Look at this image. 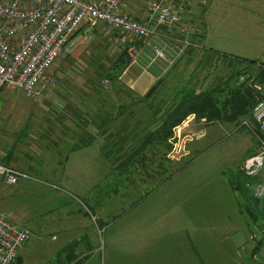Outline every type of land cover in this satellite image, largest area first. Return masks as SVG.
Returning a JSON list of instances; mask_svg holds the SVG:
<instances>
[{"label":"rangeland","instance_id":"374dc122","mask_svg":"<svg viewBox=\"0 0 264 264\" xmlns=\"http://www.w3.org/2000/svg\"><path fill=\"white\" fill-rule=\"evenodd\" d=\"M150 1H123L121 12L138 19L145 15ZM186 5L182 23L195 25L194 32L183 34L179 27H156L155 32L168 29L175 36L161 42L145 39L166 55L168 46L181 47L191 43L194 33L199 36L189 55L184 53L192 43L173 59L167 76L159 79L162 87L187 86L202 91L239 69L257 72L264 63V0H190ZM101 27L105 32L114 30L100 23L95 30ZM100 40L95 39L93 48L106 44ZM115 56L111 51V58ZM66 60L63 52L55 63L56 82L50 91L56 96L50 103L38 106L22 92L7 87L2 90L19 98H11L15 101L10 113L5 109L0 117V157L13 151V166L32 175L16 186L0 182V213L29 232L18 252L22 263L16 260L13 264H50L58 250L84 237L99 247L91 264H257L264 254V226L246 218L239 205L244 203H239L229 184V172L234 173L247 158L262 151L254 121L245 118L237 123L209 124L206 119L189 116L174 129L168 160L162 157L165 149L150 151L153 161H148L147 168L137 163L126 175H111L115 158L109 154L112 143L106 142V148L99 139L73 152L65 143L62 148L69 160L62 165L63 157L57 155L60 149L54 147V153L53 145L65 141V112L77 116L75 111L80 109L76 104H84L75 102L76 110H69L73 104L67 101L84 96L83 87L99 96L96 87L75 84L85 71H77L74 63L76 69H70V64L65 71ZM88 65L105 74L100 67ZM112 90L111 86L105 91L111 95ZM123 104L125 109L129 106L128 101ZM154 105L145 101L128 107L124 111L130 120L121 123L127 127L120 132V139L111 135L113 130L103 136L129 152L139 135L157 128L151 113ZM109 114L106 111L103 117ZM244 121L249 125H243ZM164 165L168 166L166 172ZM105 198L108 200L99 208V201ZM260 200L264 206V195ZM88 207L95 217L85 216V212L91 215ZM96 220L105 225L100 227ZM258 244L261 248L254 256Z\"/></svg>","mask_w":264,"mask_h":264},{"label":"built area","instance_id":"2783aa9c","mask_svg":"<svg viewBox=\"0 0 264 264\" xmlns=\"http://www.w3.org/2000/svg\"><path fill=\"white\" fill-rule=\"evenodd\" d=\"M0 0V87L22 92L31 100L42 98L55 84L54 66L69 46L71 38L84 23L105 24L118 31L122 45L131 36L150 39L156 27H179L181 33L196 30L195 25L182 23L190 0H151L144 19L139 20L121 12L124 0ZM151 24L155 25L153 29ZM191 43L176 46L183 52ZM156 56L164 58L156 49ZM106 87L110 81L105 80ZM254 133L262 151L243 165L249 176H261L255 193L264 195V98L252 110ZM243 125H249L246 121ZM258 126V131L255 126ZM22 178H29L14 167L0 164V181L16 186ZM29 239L28 230L12 223L8 215L0 213V264H13L19 250ZM258 264H264V260Z\"/></svg>","mask_w":264,"mask_h":264},{"label":"trees","instance_id":"16d2710c","mask_svg":"<svg viewBox=\"0 0 264 264\" xmlns=\"http://www.w3.org/2000/svg\"><path fill=\"white\" fill-rule=\"evenodd\" d=\"M86 25L92 29H95L97 26V24L93 26H90V24ZM198 37V34L195 33L191 36L190 42L193 46L188 48L187 52L184 53V56L187 54L189 55L190 52L195 48V45L198 44ZM136 43V38H134L131 43H127L121 50V53L118 55L115 62H113V64L110 66L111 69L108 71L104 70L105 74L107 75V80L114 84V88L118 86L120 82V76L129 65V48ZM223 57L225 56L223 55ZM162 83L163 81L159 85L154 86L152 92L147 93L144 97H141L137 100V103H143L146 101L147 104L153 101V104L155 105L152 106L153 108H150H152L151 113L154 114V123L158 125L157 128L153 129L146 135H139L138 138L135 139L137 143L135 146L130 148L129 152L127 153L121 151L123 147H119L117 144L112 146L110 149V155L115 157L114 155L118 152H120L121 155L114 158V166L112 167L111 175H114L116 172H119V175H121V173L125 175L130 174L131 171L136 168L137 163H140L139 166H141L142 169H146L148 161H153L149 156V152L153 150L161 152L163 149H165L163 151L162 157L164 161L168 160L167 154L172 148L170 141L174 136V129L180 126L189 116H195L196 120L198 121L206 119L209 124L223 122L237 123L245 118L252 119L251 114L253 108L259 100L264 98V64H260L258 66V70L255 74L248 71L247 68L239 69L232 73L228 79L221 81L219 80L212 87L202 91H197L195 88L187 86L183 89H171L170 87L165 89V86L162 87ZM2 88L3 87H1V89ZM106 89L108 88H106L104 85L95 88L96 94H98L103 100L102 102H97V106H100V113L98 111V113L95 115L85 114L82 110L88 118L86 119L84 114L81 119L78 118L79 124H77L78 129L75 130V135H81L83 131L86 133H84V135L81 137V144L69 143L68 146L70 152L79 150L92 144L94 138L90 134L92 132L91 130L93 124L96 120L99 119L102 121L103 128L110 125L111 119L115 120V117L113 118V116L106 115L103 117L102 115V112L104 113L105 110L108 111V108H110V104L107 101L109 92L105 91ZM131 92V90L128 91V93ZM166 93L169 94L168 98ZM159 95L162 96L161 99L156 100L155 98H157ZM126 109L124 107L123 109L121 108L122 111ZM122 111H120V113H122ZM141 120L143 119H139V121ZM144 123L146 124V122ZM144 123L143 125H145ZM255 127L258 131V126L256 125ZM258 133L262 138H264V135H262L259 131ZM64 145L65 142L62 144L58 143L53 145L54 153H56L54 147L60 149L58 151L59 154H56L63 157V161L60 162L62 165H65V147L62 148ZM108 146L109 144H105L106 148H108ZM254 156L256 155H252L249 158ZM15 161L16 157L13 151H10L7 153V155L0 157L1 165L18 169L17 167L13 166ZM160 162L159 166H161ZM163 169L166 172L168 166L165 167L164 165ZM18 170L21 171L20 169ZM21 172L29 178H22L20 182L22 180L31 179L32 175L23 171ZM229 173V184L231 190L236 198L239 199V203L240 201H243L244 205H239L241 209H243V213L245 214L246 218L248 217V220L251 219L256 226H264V223L262 225V222H264V206L261 203L260 197L255 193V187L262 182V177L247 175L243 170V166L238 168L234 173ZM149 177H151V175H149ZM117 194H119V192L116 190L115 195ZM107 200L108 198L99 201V208L105 204V202H101ZM88 209L91 211V215L88 212H85V216L95 217L96 213L91 210V208L88 207ZM97 223L100 227L105 225V223L102 221L100 223L97 221ZM253 239L255 240V238ZM260 248L261 246L258 244L254 249L253 254H257ZM98 249L99 247L94 245L88 237L73 240L58 250L50 264H91L95 254L99 253ZM16 260L17 263H22L20 256H17Z\"/></svg>","mask_w":264,"mask_h":264},{"label":"crops","instance_id":"0c3cea01","mask_svg":"<svg viewBox=\"0 0 264 264\" xmlns=\"http://www.w3.org/2000/svg\"><path fill=\"white\" fill-rule=\"evenodd\" d=\"M128 1L136 2L138 0H124L125 4L128 3ZM138 19L139 20L144 19V15H140ZM153 28H155V26ZM95 29L93 31L92 28L87 27L86 23L82 24L79 30L76 32V34L71 38L69 46L65 51V54L68 58V60L65 61V71L68 70L69 67H67V65L70 64H72L70 66V69L75 68L74 66L75 64L78 67L77 69L75 68L77 71L79 70L85 71L84 75L78 76L77 82H75L77 86H81L84 84L85 86L89 85L91 87H96V88L103 85L105 86L104 81L107 79L106 78L107 75L100 73L98 67H100V69L103 71L104 70L108 71L109 69H111L110 66L113 64V62H115L118 55H120L121 50L124 48V46L118 40V34L115 30H111V31L106 30L105 32L104 30L106 28L103 27H101V29H98L99 31ZM81 32L83 33L79 36ZM171 36L172 37L175 36L174 33L169 31L168 29H165L164 31L159 30L158 32H155V35L152 36V38H155V40L161 42L164 41V39L166 38L170 41ZM95 39H99V40L102 39V41H105L106 44L98 45L95 48H93V45L91 44L95 42ZM129 42L131 43L130 40ZM136 42H137L136 44L130 46L129 48V54H130L129 65L120 76V80H119L120 82L118 86L114 88L115 87L114 84L110 82V87L113 86L112 87L113 90H112V94L109 95V97H107V101L110 104V108H108L109 109L108 111H110L109 116L113 115V118L115 117V120L111 119L110 125L103 128L102 121L98 119L93 124L91 130L92 132L90 131L91 132L90 135L95 140L99 139L102 143L104 142V146L105 144H108L106 142L112 143V146L116 145L113 144V142H111L113 140L107 141L106 140L107 138L104 137L108 133L107 131L113 130L111 135L115 134V136L119 138L118 136L121 135L120 132L124 131L125 127H127V125L121 123L126 122L128 119L130 120V115L127 112L130 106L135 107V103L138 102L137 100L140 99L141 97H144L150 91L151 87L156 85L159 79L162 78L164 73L173 63V59L178 55L174 47L168 46L169 47L167 50L168 54H166L164 58H159L156 56V52H155L156 49L153 46V44L148 45L149 43L148 40H144L142 38H136ZM111 51L112 53H114V55H116L115 57L111 58ZM97 62L98 64H96ZM88 63H91V65L94 64L95 67H97L98 69L93 71L92 69L89 68L91 66H89ZM82 89L83 91L86 92L85 94H82L84 96L81 95H76L74 97L72 96V98H70L67 101V104L70 103L73 104V105L70 104V106L68 107L69 110H76L75 109L76 105L77 108L80 109V111L78 110L75 111L77 113V116H72L69 111L68 112L70 114L68 112L67 113L65 112L64 142L67 143V145H69V143L70 144L80 143L82 135H84V133L86 132L83 131L81 135H75V130L78 129L77 124H79L78 118L81 119L84 113L94 114V115L98 113L100 106H97V102L103 101L101 97L91 94L90 90L87 93V90H85L88 89L87 87L85 88L83 87ZM2 90L3 88L1 89L0 87V117H2L3 115L2 113L5 112V109L7 111V114L10 113L12 108L10 106L15 101V99H11V98L13 97L19 98L16 97L15 95H10L9 91L2 93ZM129 90H131L132 92L128 93ZM51 91L47 95L45 94L46 96L44 95L42 98L36 100L38 106L44 103L45 104L50 103L51 102L50 100L55 99L56 95H53V92ZM25 98L27 99V97ZM78 101L79 102L83 101L84 102L83 106L81 104L79 105L78 103L76 105L74 104L75 102ZM126 101L129 102V106H128L129 108L126 109L127 111L123 110L124 112L119 113L121 106L123 107L124 105L123 103H125ZM81 106L84 108L82 109L84 113L81 110ZM9 109L10 111H8ZM106 111L107 110H105V112ZM85 114L84 116L87 119L88 117ZM50 135L51 132H49L47 136ZM48 139L51 138L49 137ZM68 160H69V156L65 157V165L67 163L66 161ZM263 260H264V254L262 255L261 260L258 261V263L262 262Z\"/></svg>","mask_w":264,"mask_h":264},{"label":"water","instance_id":"95a60500","mask_svg":"<svg viewBox=\"0 0 264 264\" xmlns=\"http://www.w3.org/2000/svg\"><path fill=\"white\" fill-rule=\"evenodd\" d=\"M168 72H169V71H168ZM168 72H166V73L162 76L161 80H163V79L167 76ZM161 80H159V81L156 83V85H159L160 82H161ZM150 92H152V90H151Z\"/></svg>","mask_w":264,"mask_h":264}]
</instances>
